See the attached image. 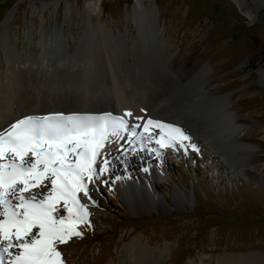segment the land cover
<instances>
[{
	"label": "rangeland",
	"instance_id": "1",
	"mask_svg": "<svg viewBox=\"0 0 264 264\" xmlns=\"http://www.w3.org/2000/svg\"><path fill=\"white\" fill-rule=\"evenodd\" d=\"M89 1L0 0L1 59L21 58L31 67L22 80L37 73L34 77L43 82L39 97L27 96L35 109L45 98L68 107L83 100L95 107L110 101L106 71L95 67V60L88 94L77 83L87 56L77 42L88 24ZM94 1L101 11L90 14L91 23L95 30L102 22L115 39L109 49L124 73L120 83L127 94L136 103L142 99L158 120L184 129L191 137L185 144L194 143L198 150L162 149L161 165L147 142L135 153H124L122 141H116L113 157L98 159V164L108 161V171L89 184L96 203L82 198L90 224L78 225L82 235L57 245L64 264L125 263L123 245L139 232L156 248L155 259L163 258L161 264H216L219 255L264 253V0H142L157 7L158 34L143 12L135 19L139 36L132 19L135 0ZM238 1L251 9L250 17L240 12ZM182 50L188 57L176 63ZM34 51L39 53L34 56ZM184 66H204L207 73L181 82L175 68ZM47 78L57 89L50 96ZM8 79L15 100L24 98L21 79ZM209 79L212 86L205 89L202 82ZM219 98L226 99V108ZM104 112L112 110L90 114ZM232 119L241 125L236 137L230 135ZM201 138L219 156L208 153ZM122 140L127 147L126 136ZM144 176L155 182L159 209L142 212L126 203L121 178L138 184Z\"/></svg>",
	"mask_w": 264,
	"mask_h": 264
},
{
	"label": "snow or ice",
	"instance_id": "2",
	"mask_svg": "<svg viewBox=\"0 0 264 264\" xmlns=\"http://www.w3.org/2000/svg\"><path fill=\"white\" fill-rule=\"evenodd\" d=\"M131 115H26L0 130V264H64L57 245L90 224L82 198L96 203L89 184L108 171V161L98 159L113 138L126 136L124 153L153 141L158 157L169 147L198 150L185 144L191 137L176 124L148 117L141 130L130 125Z\"/></svg>",
	"mask_w": 264,
	"mask_h": 264
},
{
	"label": "bare ground",
	"instance_id": "3",
	"mask_svg": "<svg viewBox=\"0 0 264 264\" xmlns=\"http://www.w3.org/2000/svg\"><path fill=\"white\" fill-rule=\"evenodd\" d=\"M238 2H239L240 12L247 18L250 17L251 9L247 5H244L241 1H238ZM153 7L157 9L156 5L155 4L152 5L151 1H147L146 3L143 2L142 0L134 1V5L132 6V14H133L132 19L137 29V36L140 35L141 28L138 27V25L135 22L136 21L135 19L136 17H140L143 12L145 13V17L149 20V23L151 25L150 27H153L155 33L158 34V28L156 25L157 18L154 13ZM97 9H98V16H99L101 8L99 4L94 0H90L86 5V13L88 15V24H86L85 27L82 29L81 36H79L77 44L81 43V45L84 46L83 49L87 51L86 52L87 56H86L85 62L82 63V65H80V68L78 70L80 81L78 80L77 83L78 85L81 84L79 85V87L82 88V94L83 95L88 94V91L91 90L89 89L91 88V86H89L90 84L89 82L93 79L92 65L93 63L97 62V64H94L95 67L98 68L102 66L104 67L106 71L105 77L107 79L106 80L107 89H108V94L110 95L109 96L110 101L108 100V102L105 103V105L99 106L100 107L99 108V107H95L94 105H90L88 103L90 101H88L87 98L85 97V99L88 102L83 100V102L77 106L68 107L66 105L65 106L62 105L61 103L53 104L50 102L51 99L48 101L47 98H45V100H43V102L39 104V107L35 109L34 106L31 105L32 103L28 102L27 96L30 95L33 98V100L36 101L39 97L40 86H42L43 82L41 83L40 81H38L37 77H34V76H37V73L29 75L28 78L26 77L27 78L26 80H22L23 78L21 79V77L23 76L21 75L26 74L24 76H27L28 75L27 72L29 71V68L31 67L24 66L21 58L20 60H18L17 57H10L5 54L6 55L5 60H2L1 55H0V130L7 128L11 123L15 122L16 119L22 118L23 116H26V115L41 116V115H47L49 113H55V112H62L65 115L71 114L70 112L72 111H80L82 112L81 114L83 113L90 114L91 111L92 112H100V111L103 112L104 110L111 109L113 116H123L126 111H130L132 115L129 117H126V119L129 121L130 125H139L141 130H142L143 122L148 117L157 119L156 118L157 115L155 116V114H153V112L150 109L149 111L146 107H144L141 104L143 103L142 99H141V102H137V103L135 101H132L133 98L130 97L129 94H127L125 87L121 85L120 78L121 77L124 78V73L122 71H118L119 64L118 63L116 64V62H118V59H116L117 57L115 56V53L113 51H110L109 49V44H112V42L115 39L111 37L112 36L111 32L107 33V29L102 22L99 23L98 27L95 30L93 28L94 26L91 23L90 14L96 11ZM88 30H90L91 32L90 34H88ZM119 34L117 37L120 36ZM38 53L39 51H34V56L37 55ZM171 55L174 56L173 53ZM175 57H176L175 58L176 63L177 62L182 63L188 57V54L186 53V51L182 50V51L176 52ZM7 58L10 61L9 60L7 61ZM93 60H95L96 62L95 61L92 62ZM18 62L22 63L21 67L25 68L24 70L20 69ZM175 69H176L175 74L177 78L181 82L185 81V83H187V80L190 77L198 73H201V74L207 73V68H205L204 66H200L198 68H193V66L191 67L184 66L183 68H175ZM37 70L38 69H36V71ZM33 77L35 79H33ZM8 78L15 82L21 79L19 80L18 85H19V88L22 87L24 89V92L26 93V95L24 94L25 96L24 98L21 97L19 100L18 99L15 100L16 99L15 97H17V94L15 90L12 88V85L6 82ZM209 80L208 81L204 80V82H202V85H205L204 86L205 89H209L212 86V82L211 80L210 81ZM46 81H47L46 83H48L46 96H50L52 95L51 93H54V91H56L57 89L53 85L54 83L52 84L51 82H49L48 78ZM219 100L221 101L222 107L226 108L227 106L226 99L219 98ZM13 104H15L14 108L12 107ZM51 104H53V107L51 106ZM142 109L143 111H141ZM99 114H102V113H94L92 115H99ZM226 114H228V116H231L229 115L230 114L229 112H226ZM137 117H142L143 120H137L136 119ZM3 121L4 123H2ZM232 122L233 124H232V127L230 128L232 132L230 133V135L232 134L233 137H236L237 131L241 129V125L238 123H235L234 119H232ZM122 138L119 140V142L122 141V144H123L124 140H122ZM197 139L199 140L200 138H197ZM201 142L205 149L208 148V153H214L215 155L219 156L213 151V149L215 150L214 147L208 146L209 145L208 140H205V138H201ZM113 144H116V140L114 138L111 142H108L105 144V149L102 150L101 155H108L109 157H113V151H111V147ZM148 145L151 146L152 148L158 147L154 141L151 143H148ZM240 147L241 149L247 148V146H244L243 144H241ZM144 154L147 155L145 151H144ZM139 158H140V163H142V158L141 157ZM145 159H146L145 164H147L148 157L146 156ZM157 159L159 160L161 165L164 164V159H165L164 155L162 157L157 156ZM223 160H226V159H223ZM228 164L232 165L233 164L232 160L231 162H228ZM121 180L122 182L120 181L119 184L120 186H122V190L124 192L126 203L129 205L130 209L133 210L134 208L135 210H142V212H148L150 209H157V208L159 209L160 207H162V203L159 202L155 198V195L153 194L154 188H155V182L153 180H150L149 177L144 176L143 180L140 181L138 184H135L134 182H128L125 178H121ZM125 185H127V188L125 187ZM35 191L39 192L41 191V189H36ZM130 201L132 203H130ZM141 205H144L145 208L143 207L144 208L143 209ZM155 250L156 248L151 246L149 241L144 237L143 233L139 232L134 237L129 239L127 242H125L123 245L125 263L123 261L116 263L113 260H110L106 264H161V260L163 258H160L161 260L155 259V256H154L156 255ZM160 251L162 254V252H165V249L163 248ZM149 255L150 257L152 256V259L148 258ZM216 264H264V253H252V254L251 253L249 254L232 253V254L219 255L217 257Z\"/></svg>",
	"mask_w": 264,
	"mask_h": 264
},
{
	"label": "water",
	"instance_id": "4",
	"mask_svg": "<svg viewBox=\"0 0 264 264\" xmlns=\"http://www.w3.org/2000/svg\"><path fill=\"white\" fill-rule=\"evenodd\" d=\"M221 153V152H220Z\"/></svg>",
	"mask_w": 264,
	"mask_h": 264
}]
</instances>
